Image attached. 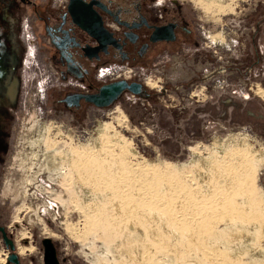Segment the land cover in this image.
<instances>
[{
    "label": "rangeland",
    "instance_id": "1",
    "mask_svg": "<svg viewBox=\"0 0 264 264\" xmlns=\"http://www.w3.org/2000/svg\"><path fill=\"white\" fill-rule=\"evenodd\" d=\"M153 2L179 7L195 34L122 66L145 91L102 108L59 102L67 87L28 21L0 173L25 259L48 236L64 264H264V0ZM28 139L48 167L23 197Z\"/></svg>",
    "mask_w": 264,
    "mask_h": 264
},
{
    "label": "flooded vegetation",
    "instance_id": "2",
    "mask_svg": "<svg viewBox=\"0 0 264 264\" xmlns=\"http://www.w3.org/2000/svg\"><path fill=\"white\" fill-rule=\"evenodd\" d=\"M31 15L41 28L47 62L68 90L59 102L72 109L80 108L82 103L95 105L83 98L75 105L74 99L65 100L67 96L96 94L101 86L123 79L103 76L100 68L142 67L146 55L159 45L195 34L179 7L155 5L153 0H0V173L10 151L12 123L21 96L25 44L30 45L29 52L34 51V35L28 23ZM77 20L89 28L96 27L99 20L111 36L99 41ZM8 220L7 211L0 210V243L7 249L4 264H47L42 241L49 237L41 239L39 255L29 253L25 259L8 231ZM52 244L55 264H64L53 240Z\"/></svg>",
    "mask_w": 264,
    "mask_h": 264
},
{
    "label": "water",
    "instance_id": "3",
    "mask_svg": "<svg viewBox=\"0 0 264 264\" xmlns=\"http://www.w3.org/2000/svg\"><path fill=\"white\" fill-rule=\"evenodd\" d=\"M82 29H85L90 35L101 41L104 36H111L107 34L101 21H97L96 27H87L82 21L77 20ZM173 39V38H169ZM128 91L134 95H141L143 93V84L139 82H128L126 79L116 80L100 87L98 93L91 95H72L65 98L66 101L70 99L75 100V105L79 104V100L83 98L86 102L94 104L96 107L102 108L111 105L119 96ZM45 248V257L47 264L56 262L55 249L50 238H44L42 241ZM11 248L13 245L11 244Z\"/></svg>",
    "mask_w": 264,
    "mask_h": 264
},
{
    "label": "bare ground",
    "instance_id": "4",
    "mask_svg": "<svg viewBox=\"0 0 264 264\" xmlns=\"http://www.w3.org/2000/svg\"><path fill=\"white\" fill-rule=\"evenodd\" d=\"M222 43V42H221ZM35 128H38L36 127V125L34 126ZM41 131H38V133H40ZM37 134V133H36ZM25 136V135H24ZM23 136V137H24ZM39 137H42V135H40ZM36 138V136H35ZM30 139V138H29ZM29 139H28V142L26 143V150L27 148L29 147L30 149V152L28 153V156H27V159L24 161V164L26 166V170H25V179H24V184H23V187H24V192H23V197L24 196H27L28 193H29V187L31 186V184L33 183H36L38 184V179L39 177L43 174L42 172L47 169L48 167V164L46 163L44 167H41L39 166V164L41 163V158L42 159H45L47 153H43L42 151L40 150H37V151H34L33 149H35L38 145V141H31L29 142ZM33 139V138H31ZM25 140V138H24ZM39 140V139H38ZM42 140V139H40ZM45 142V141H44ZM47 143V142H46ZM42 145V144H41ZM39 146V145H38ZM40 149V148H38ZM39 151L42 152V155L40 157V154H39ZM27 153V152H26ZM44 161V160H43ZM43 166V165H42ZM37 168L38 170H36L34 173H33V170ZM23 252V251H22ZM5 262V259H1L0 258V264H4Z\"/></svg>",
    "mask_w": 264,
    "mask_h": 264
},
{
    "label": "built area",
    "instance_id": "5",
    "mask_svg": "<svg viewBox=\"0 0 264 264\" xmlns=\"http://www.w3.org/2000/svg\"><path fill=\"white\" fill-rule=\"evenodd\" d=\"M131 70L128 69H123V67H117L116 68H111L109 70L105 69V68H100L99 72L103 75V76H107V77H111L113 79L115 78H119V77H125L126 73H129Z\"/></svg>",
    "mask_w": 264,
    "mask_h": 264
}]
</instances>
